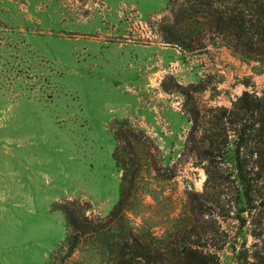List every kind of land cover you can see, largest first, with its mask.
Masks as SVG:
<instances>
[{
	"label": "rangeland",
	"instance_id": "374dc122",
	"mask_svg": "<svg viewBox=\"0 0 264 264\" xmlns=\"http://www.w3.org/2000/svg\"><path fill=\"white\" fill-rule=\"evenodd\" d=\"M168 2L0 0L7 252L48 264L66 235L54 203L78 198L101 217L112 210L123 170L113 157L111 125L126 120L147 138L135 144L128 223L155 247L195 244L204 250L221 241V224L230 241L218 253L220 264H240V242H254L248 221L242 225L244 204L228 197L229 217L217 216L216 195L204 193L205 162L186 145L192 126L187 111L197 106L208 116L210 108H229L245 90L262 95L264 62L244 58L217 35L208 34L205 47L192 52L162 42L156 23ZM50 163L60 175L44 205L31 187L32 169ZM43 173L41 191L53 185ZM201 203L205 214L198 211ZM62 264H111V258L85 239Z\"/></svg>",
	"mask_w": 264,
	"mask_h": 264
},
{
	"label": "trees",
	"instance_id": "16d2710c",
	"mask_svg": "<svg viewBox=\"0 0 264 264\" xmlns=\"http://www.w3.org/2000/svg\"><path fill=\"white\" fill-rule=\"evenodd\" d=\"M156 24L159 39L183 51L201 50L210 34L222 37L244 58L264 62V0H169ZM209 111L208 116L197 106L187 111L192 122L187 148L205 162L204 193L216 195L215 212L220 219L232 211L228 197L244 204L242 225L248 221L254 242L246 247L242 239L237 261L264 264V93L245 90L229 108ZM111 130L115 164L123 170L118 200L103 217L93 214L91 205L78 198L54 203L51 209L64 215L66 235L48 264H57L58 259L62 264L85 239L108 253L111 264H220L218 253L230 241L221 224V241L212 250L195 244L155 247L132 228L125 211L138 171L135 144L147 138L126 120L115 121ZM198 211L205 214L207 205L201 203Z\"/></svg>",
	"mask_w": 264,
	"mask_h": 264
},
{
	"label": "crops",
	"instance_id": "0c3cea01",
	"mask_svg": "<svg viewBox=\"0 0 264 264\" xmlns=\"http://www.w3.org/2000/svg\"><path fill=\"white\" fill-rule=\"evenodd\" d=\"M23 152V149H22ZM46 167L42 170L38 168V165L32 169L34 179L31 182V187L35 188L36 194L42 195V203L45 205L49 196H52L56 191L57 177L59 170L57 171L54 164H46ZM47 177L53 184L49 188L40 189V183L43 182V177ZM55 185V186H54ZM0 264H29L28 257L23 253H10L7 252V178H0Z\"/></svg>",
	"mask_w": 264,
	"mask_h": 264
}]
</instances>
